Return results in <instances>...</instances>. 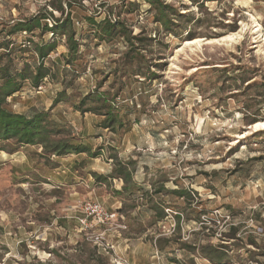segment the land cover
<instances>
[{
  "label": "rangeland",
  "instance_id": "rangeland-1",
  "mask_svg": "<svg viewBox=\"0 0 264 264\" xmlns=\"http://www.w3.org/2000/svg\"><path fill=\"white\" fill-rule=\"evenodd\" d=\"M149 1L0 0V44H14L16 70L35 65L33 44H57L44 61L50 74L42 86L24 83L6 99L9 109L47 112L97 153L0 151V264H211L181 248L205 243L228 246L222 264H264V0ZM157 2L170 8L171 33L150 11ZM36 15L48 27L69 16L76 60L65 63V37L9 35ZM90 20L119 28L100 40ZM240 30L233 42L183 47ZM60 93L63 101L52 106ZM82 97L97 101L75 111ZM116 162L132 163V194L118 179L94 178ZM88 202L115 216H87L81 207ZM152 204L165 214L160 221ZM232 228L234 239L221 238ZM168 238L159 250L156 240Z\"/></svg>",
  "mask_w": 264,
  "mask_h": 264
},
{
  "label": "trees",
  "instance_id": "trees-1",
  "mask_svg": "<svg viewBox=\"0 0 264 264\" xmlns=\"http://www.w3.org/2000/svg\"><path fill=\"white\" fill-rule=\"evenodd\" d=\"M151 7L152 9L150 11L154 13L156 22L162 26L165 32L171 33L172 28L170 26L172 22L170 20L171 18L169 17L170 8L158 2L156 4L152 3ZM53 8L59 12L61 16H63V8L60 6H53ZM49 16L53 18L52 14ZM45 20H47L46 16L36 15L28 20L18 21L12 26V31L9 35L18 32L24 34H34L35 31H40L41 35L48 33L51 34V36L57 35L59 37H65L67 49V59L65 63L69 65V63L77 59L76 56L79 52L78 42L74 40L72 21L70 20L69 16H66V18L61 22L60 19H56V22H60L59 24L48 27L47 24H42V21ZM89 24L92 28H94L93 34H96L97 32L100 33V40H103L104 36H111L114 26L116 28L118 25L119 28V24L117 23L115 25L111 24L106 26L104 25L105 23L97 24L93 20H90ZM116 34L120 35V30H118ZM94 36L95 35H93V37ZM28 42L32 43L31 39H29ZM10 44L13 43L9 42L8 40H4L0 44V50L5 51V54H0V151H6L9 154H13L23 146H37L41 148V152L38 154L40 157L54 156L63 158L68 155L81 153L89 154L90 157H96L97 153H91L88 148L82 146L80 143H77L67 130L58 127L51 120L49 113L45 111L31 110L27 114L23 115L15 113L9 109L6 99L20 92L24 83H29L31 88L34 89H38L42 86L50 74L49 69L44 66V61L46 60L47 56L55 50L57 45L54 40L45 43L43 46H36L33 44L34 50L31 52V54L33 53L37 58L35 65L31 66L30 64L26 63L22 68L16 70L13 64V59L11 58L15 48L13 47L14 44L10 48ZM21 49L22 50H20V52L27 51L23 48ZM240 80L242 82L244 81V79ZM247 87L249 88L250 86ZM64 95L65 94L60 93L58 96H56L52 106L63 101L61 97ZM89 100L93 104L96 103L95 101H97L89 97H82L76 104H74L75 111L79 112L80 108L83 105H86V103H88L87 101ZM107 121L111 122L112 118H109ZM108 122L104 123L102 127H110L111 124H108ZM250 124L252 125L254 122ZM131 164V162H116L115 167L107 176H98L96 174H93V176L97 180L118 179L123 182L122 192L128 191L129 194H132V191L130 190L131 188L129 187L134 186L132 183L133 170L130 168ZM138 190L140 189L138 188ZM159 192H163L165 195H175L177 198L181 199H184L188 195V193L182 189L164 190V188H161ZM149 211L153 213L156 221H160L165 217L164 212L159 208L158 204H152L149 207ZM119 212L121 213V210H119ZM176 218H178V215H176ZM234 231L235 228H232V234L221 236V238L234 239ZM162 241H164L165 245H167L171 239L168 238L165 240H156L159 250L163 249V245H161ZM249 243L254 245L253 240H250ZM181 248L187 253H194L197 251L199 256L206 259L211 264H222L227 258L226 253L228 251V246L226 244H183ZM97 259L99 258L97 257ZM171 262L174 264L179 263L174 259L171 260ZM35 264L43 263L37 262Z\"/></svg>",
  "mask_w": 264,
  "mask_h": 264
},
{
  "label": "bare ground",
  "instance_id": "bare-ground-1",
  "mask_svg": "<svg viewBox=\"0 0 264 264\" xmlns=\"http://www.w3.org/2000/svg\"><path fill=\"white\" fill-rule=\"evenodd\" d=\"M242 34H243V30H240L238 32H233L230 35L220 37L218 39H200V38H194V39H192L190 41L185 42L184 45H183V47L193 46V45H196V44H199V43H202V42H204L205 44L222 43V42H233V41L239 39L242 36ZM260 38L262 40H264V34L261 35ZM263 125H264V123H263ZM256 126H258V125L256 124L254 127H256Z\"/></svg>",
  "mask_w": 264,
  "mask_h": 264
},
{
  "label": "built area",
  "instance_id": "built-area-1",
  "mask_svg": "<svg viewBox=\"0 0 264 264\" xmlns=\"http://www.w3.org/2000/svg\"><path fill=\"white\" fill-rule=\"evenodd\" d=\"M81 211L86 213L87 216L98 218V220L100 221L107 220L109 218L111 219L115 216L114 214H111L108 216L102 211L101 206H99L96 203H91V202L85 203L81 207Z\"/></svg>",
  "mask_w": 264,
  "mask_h": 264
},
{
  "label": "crops",
  "instance_id": "crops-1",
  "mask_svg": "<svg viewBox=\"0 0 264 264\" xmlns=\"http://www.w3.org/2000/svg\"><path fill=\"white\" fill-rule=\"evenodd\" d=\"M72 156V155H71Z\"/></svg>",
  "mask_w": 264,
  "mask_h": 264
}]
</instances>
